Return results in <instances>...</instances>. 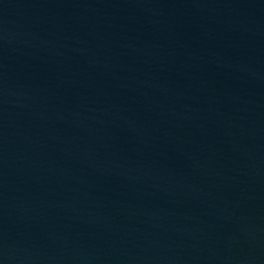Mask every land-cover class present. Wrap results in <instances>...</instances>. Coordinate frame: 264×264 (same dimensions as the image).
I'll return each instance as SVG.
<instances>
[{
  "label": "water",
  "instance_id": "water-1",
  "mask_svg": "<svg viewBox=\"0 0 264 264\" xmlns=\"http://www.w3.org/2000/svg\"><path fill=\"white\" fill-rule=\"evenodd\" d=\"M0 264H264V0H0Z\"/></svg>",
  "mask_w": 264,
  "mask_h": 264
}]
</instances>
